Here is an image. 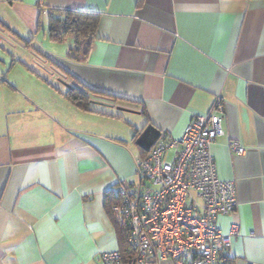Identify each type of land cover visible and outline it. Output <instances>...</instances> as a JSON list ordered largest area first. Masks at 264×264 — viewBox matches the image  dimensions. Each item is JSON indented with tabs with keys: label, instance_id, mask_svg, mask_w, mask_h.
<instances>
[{
	"label": "crops",
	"instance_id": "crops-1",
	"mask_svg": "<svg viewBox=\"0 0 264 264\" xmlns=\"http://www.w3.org/2000/svg\"><path fill=\"white\" fill-rule=\"evenodd\" d=\"M65 10L99 16L80 60L69 57L73 36L50 38ZM0 25L36 66L13 54L0 71V264H99L121 247L109 200L136 176L144 127L180 139L218 98L225 134L212 152L238 205L217 224L237 225L233 264H264V0H0ZM52 63L102 93L90 110L65 96Z\"/></svg>",
	"mask_w": 264,
	"mask_h": 264
},
{
	"label": "built area",
	"instance_id": "built-area-1",
	"mask_svg": "<svg viewBox=\"0 0 264 264\" xmlns=\"http://www.w3.org/2000/svg\"><path fill=\"white\" fill-rule=\"evenodd\" d=\"M225 118L218 98L191 120L180 139L162 131L149 151L136 155L137 179L119 181L111 205L125 231L124 243L102 252L99 264L234 263L229 250L237 225L224 233L217 219L238 205L237 187L234 180L219 178L212 152L225 134ZM230 149L246 153L237 139Z\"/></svg>",
	"mask_w": 264,
	"mask_h": 264
},
{
	"label": "trees",
	"instance_id": "trees-1",
	"mask_svg": "<svg viewBox=\"0 0 264 264\" xmlns=\"http://www.w3.org/2000/svg\"><path fill=\"white\" fill-rule=\"evenodd\" d=\"M61 12H63V15H61L60 17L51 16L50 18V26H49L50 38L52 40L61 41L64 40L68 35L73 36L75 44L69 51V57L72 59L80 60L83 55L85 56L84 54L85 51L90 47L91 39L95 34L99 16L97 13L87 12V11L65 10ZM66 15H71L72 17L75 16L76 20L72 23H68L62 29L63 23L67 22V18H64L66 17ZM31 43L32 42L30 40L25 41L26 47L32 48ZM59 68L63 69L61 66H59ZM81 86L84 87L86 91L80 89L79 87L68 88L65 93V96L80 108L85 110H90L89 107L90 94H102V93L100 91L90 89L85 85L84 86L81 85ZM145 153L146 152L144 150H141V154H145ZM112 203H113V199H110L109 211L111 215L114 216L111 212ZM114 221L120 231L121 246H122L124 243L125 231L119 225V223L116 221L115 218Z\"/></svg>",
	"mask_w": 264,
	"mask_h": 264
},
{
	"label": "water",
	"instance_id": "water-1",
	"mask_svg": "<svg viewBox=\"0 0 264 264\" xmlns=\"http://www.w3.org/2000/svg\"><path fill=\"white\" fill-rule=\"evenodd\" d=\"M0 28H1V31L5 30V28L2 27L1 25H0ZM34 56H35V60H36L37 64L45 67L48 60L44 56H41L35 52H34ZM46 68H49V70H51V71L57 72L59 74V80L62 83H64L68 88L79 87L80 89L86 91V89H84V87H82L77 81H75V80L68 81L67 80V77H68L67 73L64 72L62 69H60L57 65L52 63L51 65H49V67H46ZM93 102L103 103V102H100L98 100H93ZM160 134H161L160 129H158L153 124H148L146 127H144L141 134L136 139V145H138L139 147H141L145 151H149L152 148V146L155 144L157 139L159 138Z\"/></svg>",
	"mask_w": 264,
	"mask_h": 264
},
{
	"label": "rangeland",
	"instance_id": "rangeland-1",
	"mask_svg": "<svg viewBox=\"0 0 264 264\" xmlns=\"http://www.w3.org/2000/svg\"><path fill=\"white\" fill-rule=\"evenodd\" d=\"M64 18H67V22L63 23L62 29L68 23H72L76 20V17L75 16L72 17L71 15H66V17ZM14 40H15V45L17 42L16 46H13L12 40H6L4 37H0V71L9 69L11 67L13 61V54L16 57H20L21 59L29 62V64H31L32 66H35V64L31 61L33 57L32 49H30V51H26L24 46L20 45V43L16 40V38ZM2 72L4 73V71ZM136 179L137 177L134 175L132 180H136ZM169 263L170 262H164L163 264H169Z\"/></svg>",
	"mask_w": 264,
	"mask_h": 264
}]
</instances>
